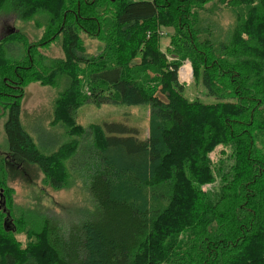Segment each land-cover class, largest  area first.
Instances as JSON below:
<instances>
[{
    "label": "trees",
    "instance_id": "1",
    "mask_svg": "<svg viewBox=\"0 0 264 264\" xmlns=\"http://www.w3.org/2000/svg\"><path fill=\"white\" fill-rule=\"evenodd\" d=\"M211 2L233 14L227 30L202 18ZM0 13L37 25L47 18L35 43L14 26L0 37L6 155L60 186L54 151L39 149L19 114L30 79L57 85L66 77L52 123L69 141L57 155L77 170L89 133L80 172L93 203L66 227L44 216L23 248L3 224L0 264H264V0H61L57 12L40 0H0ZM162 28L170 29V59L160 50ZM79 31L103 41L102 50L84 56ZM59 38L65 56L47 65L35 48ZM185 60L214 101L184 95L177 70ZM86 67L89 96L79 78ZM85 99L147 104L145 138L118 122L83 128L74 113ZM217 146L229 152L215 161Z\"/></svg>",
    "mask_w": 264,
    "mask_h": 264
},
{
    "label": "rangeland",
    "instance_id": "2",
    "mask_svg": "<svg viewBox=\"0 0 264 264\" xmlns=\"http://www.w3.org/2000/svg\"><path fill=\"white\" fill-rule=\"evenodd\" d=\"M40 1L52 12L59 10L61 0ZM204 6L207 7L208 11L202 15V18L214 20L218 27L224 31L227 30L234 19L230 10L219 7L214 2L207 3ZM36 19V17L33 19L32 17L29 19H19L12 17L10 14L0 13V37L11 26H14L20 30V33L26 36L27 43H35L44 36V23L47 21L45 16L43 24L37 25L35 23L37 22ZM169 30V28H162V31H159L163 35L160 38V50L163 53L166 52ZM78 35L79 50H81L82 54H85L84 56L95 55L98 50H102L104 46L103 41H99L95 36L82 31H79ZM142 37L141 46L144 45V42L147 43L146 34ZM35 51L47 56V65L50 64L52 59L63 60L65 56L62 44L60 46V38L53 40L50 44L35 48ZM166 57L170 59L171 55L169 52H166ZM187 64L190 67V71L186 67ZM79 68H84V64L80 63ZM88 69L86 67L85 73H79V78L82 79L84 77L82 81V93L89 96V85L87 77H85L87 76ZM180 69L183 77H189L186 79L182 78L179 74ZM49 72H51V69H49ZM183 73L186 74L183 75ZM149 75L152 74L150 73ZM177 77L178 83L182 86V92L188 98L201 101H214V97L208 95L204 84L200 81L198 83L194 82L190 61L185 60L182 62L177 70ZM65 81L68 83L67 78L61 76L57 85H48L36 79H30L23 89L19 114L21 126L31 135L39 149L45 153L54 151L53 157L56 162L54 166L55 170H58V173H53L60 179L61 184L59 187L51 185L36 165L24 162L19 158H12L8 154L6 155L7 144L4 133V122L7 115L6 113L0 115V200L3 201L5 209L3 211V207L1 206L0 208V228L3 227V224L10 227L11 237L18 243L20 248H23L28 242V231H36L44 216L55 217L62 226L66 227L70 222L81 218L86 211H90L93 207L87 191V177L82 176L85 171L80 172L82 169L81 162L86 157V153L89 152L88 146L91 142L89 133L86 132L81 137V151L76 156L78 159H76L77 170L69 168V166L63 168L61 166V158L57 155L58 151L63 147L64 142L69 141L67 140L69 135L68 131L66 132V128L63 125L52 123L55 101L62 89L67 85ZM148 111L149 107L147 104L127 105L113 101L95 104L91 100L85 99L80 103L74 116L75 122L83 128H88L94 124L104 126V124L118 122L135 128L137 130V137L143 139L148 130ZM256 146L261 149L260 147L262 146L259 140L256 141ZM222 149L227 153L229 152L228 148L217 146L211 154L213 160L216 161L221 157L220 150ZM68 154L71 156L73 151L71 154L69 150ZM223 156L225 157L226 155ZM62 158L67 160L68 156ZM226 162L231 164L232 160L226 159ZM211 186H217V182L213 185L206 183L202 186V189L205 191Z\"/></svg>",
    "mask_w": 264,
    "mask_h": 264
},
{
    "label": "water",
    "instance_id": "3",
    "mask_svg": "<svg viewBox=\"0 0 264 264\" xmlns=\"http://www.w3.org/2000/svg\"><path fill=\"white\" fill-rule=\"evenodd\" d=\"M14 31V27L13 26H11V28L8 30V32L7 33H12ZM1 206L3 207V211L5 210L4 209V203H3V201L2 200H0V208H1Z\"/></svg>",
    "mask_w": 264,
    "mask_h": 264
},
{
    "label": "built area",
    "instance_id": "4",
    "mask_svg": "<svg viewBox=\"0 0 264 264\" xmlns=\"http://www.w3.org/2000/svg\"><path fill=\"white\" fill-rule=\"evenodd\" d=\"M183 66H184V65H183ZM183 66H182V67H183ZM182 67H181V69H182ZM181 69H180V71H179L180 76H181L182 78H184V79L188 78L189 76L183 77V76L181 75Z\"/></svg>",
    "mask_w": 264,
    "mask_h": 264
},
{
    "label": "bare ground",
    "instance_id": "5",
    "mask_svg": "<svg viewBox=\"0 0 264 264\" xmlns=\"http://www.w3.org/2000/svg\"><path fill=\"white\" fill-rule=\"evenodd\" d=\"M186 67H187V69L190 71V67H189V65H188V64H187V66H186ZM184 74H186V73H183V75H184Z\"/></svg>",
    "mask_w": 264,
    "mask_h": 264
},
{
    "label": "flooded vegetation",
    "instance_id": "6",
    "mask_svg": "<svg viewBox=\"0 0 264 264\" xmlns=\"http://www.w3.org/2000/svg\"><path fill=\"white\" fill-rule=\"evenodd\" d=\"M10 159H11V157H10ZM13 160V159H12Z\"/></svg>",
    "mask_w": 264,
    "mask_h": 264
}]
</instances>
